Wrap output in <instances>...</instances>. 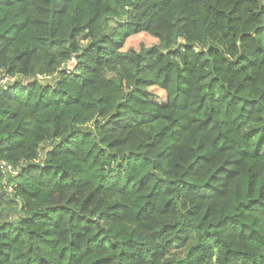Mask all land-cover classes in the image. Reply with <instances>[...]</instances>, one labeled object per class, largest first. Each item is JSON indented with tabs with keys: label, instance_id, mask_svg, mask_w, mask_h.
I'll list each match as a JSON object with an SVG mask.
<instances>
[{
	"label": "trees",
	"instance_id": "16d2710c",
	"mask_svg": "<svg viewBox=\"0 0 264 264\" xmlns=\"http://www.w3.org/2000/svg\"><path fill=\"white\" fill-rule=\"evenodd\" d=\"M0 161V264H264V1L0 0Z\"/></svg>",
	"mask_w": 264,
	"mask_h": 264
},
{
	"label": "built area",
	"instance_id": "2783aa9c",
	"mask_svg": "<svg viewBox=\"0 0 264 264\" xmlns=\"http://www.w3.org/2000/svg\"><path fill=\"white\" fill-rule=\"evenodd\" d=\"M0 172L16 175L19 172V170L18 168L12 166L10 163H7L5 161H0Z\"/></svg>",
	"mask_w": 264,
	"mask_h": 264
},
{
	"label": "rangeland",
	"instance_id": "374dc122",
	"mask_svg": "<svg viewBox=\"0 0 264 264\" xmlns=\"http://www.w3.org/2000/svg\"><path fill=\"white\" fill-rule=\"evenodd\" d=\"M5 174H7V177H8L9 174L8 173H5Z\"/></svg>",
	"mask_w": 264,
	"mask_h": 264
},
{
	"label": "crops",
	"instance_id": "0c3cea01",
	"mask_svg": "<svg viewBox=\"0 0 264 264\" xmlns=\"http://www.w3.org/2000/svg\"><path fill=\"white\" fill-rule=\"evenodd\" d=\"M264 1V0H263Z\"/></svg>",
	"mask_w": 264,
	"mask_h": 264
}]
</instances>
